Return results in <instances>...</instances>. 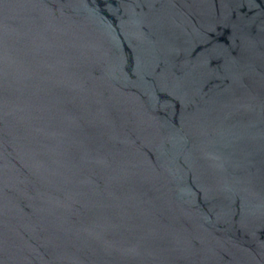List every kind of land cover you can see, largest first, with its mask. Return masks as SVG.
<instances>
[{
	"label": "water",
	"instance_id": "obj_1",
	"mask_svg": "<svg viewBox=\"0 0 264 264\" xmlns=\"http://www.w3.org/2000/svg\"><path fill=\"white\" fill-rule=\"evenodd\" d=\"M0 264H264V0H0Z\"/></svg>",
	"mask_w": 264,
	"mask_h": 264
}]
</instances>
